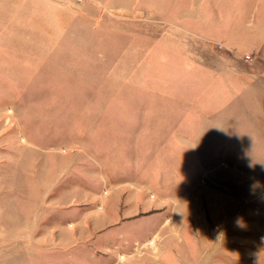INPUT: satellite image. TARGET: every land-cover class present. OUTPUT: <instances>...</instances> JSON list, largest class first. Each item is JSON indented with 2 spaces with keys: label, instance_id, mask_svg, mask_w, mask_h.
Here are the masks:
<instances>
[{
  "label": "rangeland",
  "instance_id": "1",
  "mask_svg": "<svg viewBox=\"0 0 264 264\" xmlns=\"http://www.w3.org/2000/svg\"><path fill=\"white\" fill-rule=\"evenodd\" d=\"M0 264H264V0H0Z\"/></svg>",
  "mask_w": 264,
  "mask_h": 264
},
{
  "label": "crops",
  "instance_id": "2",
  "mask_svg": "<svg viewBox=\"0 0 264 264\" xmlns=\"http://www.w3.org/2000/svg\"><path fill=\"white\" fill-rule=\"evenodd\" d=\"M239 74H240V73H239ZM244 74H245V73H244ZM246 74H247V73H246ZM257 80H258V79H257ZM254 83H256L255 85L259 87V86H261L260 84H262L263 82L260 80V81H259L260 84H259L257 81H256V82H253L252 84H254ZM262 85H263V84H262ZM221 112H222V111H221ZM219 113H220V112H219Z\"/></svg>",
  "mask_w": 264,
  "mask_h": 264
},
{
  "label": "clouds",
  "instance_id": "3",
  "mask_svg": "<svg viewBox=\"0 0 264 264\" xmlns=\"http://www.w3.org/2000/svg\"><path fill=\"white\" fill-rule=\"evenodd\" d=\"M237 223L240 224V226H243V225L240 223V221H237Z\"/></svg>",
  "mask_w": 264,
  "mask_h": 264
}]
</instances>
